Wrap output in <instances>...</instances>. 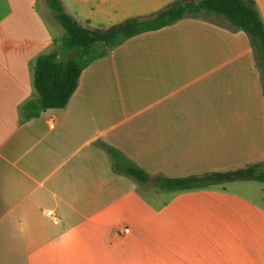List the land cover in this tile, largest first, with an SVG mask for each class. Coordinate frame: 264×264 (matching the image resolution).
<instances>
[{
    "label": "crops",
    "instance_id": "0c3cea01",
    "mask_svg": "<svg viewBox=\"0 0 264 264\" xmlns=\"http://www.w3.org/2000/svg\"><path fill=\"white\" fill-rule=\"evenodd\" d=\"M60 1L108 29L173 0ZM253 2L264 24V0ZM53 21L45 0H0V264H264L263 182L158 187L264 161L246 33L187 15L136 34L81 70L64 107L24 118L35 58L64 36ZM103 145L148 181L117 171Z\"/></svg>",
    "mask_w": 264,
    "mask_h": 264
},
{
    "label": "trees",
    "instance_id": "16d2710c",
    "mask_svg": "<svg viewBox=\"0 0 264 264\" xmlns=\"http://www.w3.org/2000/svg\"><path fill=\"white\" fill-rule=\"evenodd\" d=\"M45 1L56 21L64 29V36L56 49L35 58L32 86L36 96L21 106L20 113L24 118L37 116L48 108L64 107L76 89L81 70L127 38L166 26L187 15L219 16L233 29L246 33L256 64L260 67L264 93V24L253 0H173L166 7L157 10L152 17H129L108 29L84 27L64 11L60 0ZM102 147L113 159L117 171L141 182L148 181V173L118 150L105 145ZM233 180L264 182V161L201 177L161 178L158 187L185 189Z\"/></svg>",
    "mask_w": 264,
    "mask_h": 264
},
{
    "label": "rangeland",
    "instance_id": "374dc122",
    "mask_svg": "<svg viewBox=\"0 0 264 264\" xmlns=\"http://www.w3.org/2000/svg\"><path fill=\"white\" fill-rule=\"evenodd\" d=\"M46 21H48V17L46 18ZM53 25H54V28L56 27L57 30L61 31L64 34V29L62 28V26L57 21H53ZM253 185L255 186L254 187L255 189L258 188V187H260L259 186L260 184H257V183L252 184V186Z\"/></svg>",
    "mask_w": 264,
    "mask_h": 264
},
{
    "label": "built area",
    "instance_id": "2783aa9c",
    "mask_svg": "<svg viewBox=\"0 0 264 264\" xmlns=\"http://www.w3.org/2000/svg\"><path fill=\"white\" fill-rule=\"evenodd\" d=\"M47 215H52V211H46ZM123 233H128V228L123 229Z\"/></svg>",
    "mask_w": 264,
    "mask_h": 264
}]
</instances>
